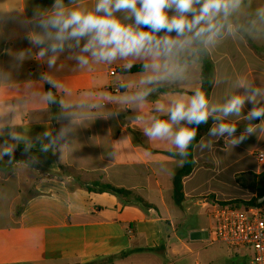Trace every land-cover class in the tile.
<instances>
[{
  "label": "crops",
  "instance_id": "0c3cea01",
  "mask_svg": "<svg viewBox=\"0 0 264 264\" xmlns=\"http://www.w3.org/2000/svg\"><path fill=\"white\" fill-rule=\"evenodd\" d=\"M97 2L63 0V7L66 12L87 13L94 11ZM54 3L0 0V148L6 144L14 148L11 161L1 159L6 168L0 169V264H87L114 255L118 257L106 264H180L193 256L195 264H243L239 259L247 258L246 251L209 242L208 212L214 203L236 200L227 198L226 190L233 180L238 182L239 174L247 170L264 173V165L254 155L255 150L264 152V121L246 119L254 105L246 102L238 116L213 113L204 123L194 147V167L182 180V201L177 204L173 180L184 159L176 154L171 137L150 140L144 129L157 119L169 120L173 100H187L201 90V62L185 60L196 43L178 50L167 61L170 68L180 70L179 78H159L160 73L144 67L141 72L121 73L152 63L134 57L106 62L84 53L89 63L81 66L76 59L81 53L74 46L41 57L40 48L29 41L40 29L35 22H22L34 21L36 12L51 14ZM262 6L264 0H244L226 21L223 35L215 44L204 46L214 63L209 108L223 105L233 95H252L246 88L261 90L255 96V107L264 108V21L255 16ZM114 15L135 27L129 11ZM155 35L160 39L165 33ZM53 55L55 64L49 67ZM112 68L117 69L116 74L110 73ZM149 76L157 79L143 83ZM117 85L119 92L114 91ZM149 88L152 91L141 100L137 94ZM48 92L53 93L55 103L44 99ZM158 106H162L159 111ZM127 113H134V118L129 120ZM219 123L235 124V137L244 134L246 138L234 146L233 137L210 135V129ZM190 125L181 121L173 124V130ZM249 126L254 133L245 132ZM209 141L211 147L202 148ZM246 156L252 157L251 166L244 161ZM73 168L81 174H75ZM53 172H60V177ZM160 174L172 181L168 187L161 183ZM67 182L78 185L70 190ZM94 182L132 190L153 207L89 190ZM167 189L179 207L205 198L206 223L188 228L182 237L177 223L182 218L170 210ZM158 204L165 206L167 216L161 215ZM159 223L167 225L168 233Z\"/></svg>",
  "mask_w": 264,
  "mask_h": 264
},
{
  "label": "clouds",
  "instance_id": "9594fccd",
  "mask_svg": "<svg viewBox=\"0 0 264 264\" xmlns=\"http://www.w3.org/2000/svg\"><path fill=\"white\" fill-rule=\"evenodd\" d=\"M244 0H98L93 12H81L78 10L65 11L63 0H55L51 14L34 13V21H23L29 24L35 22L40 29L29 37L30 43L40 48L41 57L51 52L53 54L63 52L65 47H76L81 55L76 56L81 66L89 63V54L95 61L111 62L116 58L126 59L134 57L141 60H151L152 63L144 64L143 67L151 69L154 73H160L159 78L172 76L179 78L181 72L178 68H170L167 61L183 50L185 46L199 43L211 46L223 35L228 27L226 21L242 7ZM139 4V7L137 5ZM127 10L134 17L135 27L120 22L114 13ZM174 14L169 16L168 12ZM255 16L264 21V6L255 10ZM146 27L149 31L140 30ZM165 33L157 39L156 33ZM175 33L176 38H170ZM189 34L191 36L189 37ZM187 39H180L185 38ZM84 41L81 46V41ZM23 58V53L20 54ZM56 56L53 55L49 61V67L54 66ZM161 61V62H158ZM52 84L60 87L48 77H42ZM157 77L149 76L143 83L152 84ZM123 86V85H122ZM244 87L243 84H241ZM152 89H146L138 93L143 100ZM252 95H233L223 105L209 108V100L204 91L197 89L187 99H175L171 102L169 120H155L152 125L144 129V135L150 140L156 138L171 137L178 149L179 157L186 159L189 155L188 149L197 135L196 128L180 127L173 130V124L185 121L187 124L199 126L207 123L213 113L220 112L224 117L240 115L246 102L254 106L248 112L246 119L264 121V108L255 107V96L260 94V89L246 88ZM44 99L48 103H55L51 92L45 94ZM162 106H158L157 111ZM218 119V117H216ZM140 119V117H137ZM264 130V129H262ZM236 125L232 123H219L210 129V135L233 137L231 144L238 145L246 136L241 134L235 137ZM251 126L245 129L248 134L254 133ZM61 135H63V130ZM45 137L51 139V134L44 133ZM17 138L18 137H14ZM55 143V141H53ZM209 141L203 147H211ZM28 149L26 148L25 151ZM47 150V149H45ZM14 148L5 145L0 149V158L8 156L13 158Z\"/></svg>",
  "mask_w": 264,
  "mask_h": 264
},
{
  "label": "built area",
  "instance_id": "2783aa9c",
  "mask_svg": "<svg viewBox=\"0 0 264 264\" xmlns=\"http://www.w3.org/2000/svg\"><path fill=\"white\" fill-rule=\"evenodd\" d=\"M110 73L116 74L117 69L112 68ZM121 90L117 85L115 92ZM254 155L260 166L264 165V152L255 150ZM211 222L212 237L209 242H221L232 250H251L252 264H264V205H246L241 208L239 204L214 203L208 212Z\"/></svg>",
  "mask_w": 264,
  "mask_h": 264
},
{
  "label": "trees",
  "instance_id": "16d2710c",
  "mask_svg": "<svg viewBox=\"0 0 264 264\" xmlns=\"http://www.w3.org/2000/svg\"><path fill=\"white\" fill-rule=\"evenodd\" d=\"M140 30L149 31V29L146 27H141ZM185 60H187V61L199 60L201 62V64H202V87H201V90L204 91L207 98H209L211 88L213 85V79H214V63L209 58L208 52L205 49L204 45L196 43L195 50L193 51V53L191 55L187 56V58H185ZM141 71H143V66H133L130 69L121 70V73H123V74L124 73H137V72H141ZM189 128H196L197 129V135H196L195 140L192 141V144L188 149L189 155L187 156L186 159H184L183 167L179 171H177L175 176H174V180H173L174 194H175V200H176L177 204H180V202L182 201V196H183L182 180L185 176L189 175L193 170V167H194V147L201 137V132H202V129L204 128V123L200 124L199 126L190 125ZM5 168H6V163L3 162L2 160H0V169L4 170ZM53 174L56 176H59V177L61 175L60 172H53ZM67 175H71V174H67ZM256 176H259L261 179L264 180V174L263 173L256 175ZM74 177H75V179H77L76 176H74ZM76 185H78V184H76V182H73V183L67 182V186L70 190L74 189L76 187ZM93 186L94 187H89V190L99 191V192H110V193L118 195L121 198L133 199L135 202L141 204L144 208L153 207L151 204L147 203L143 197L136 194L132 190L122 188V187H116V186H113L112 184L102 183V182H94ZM263 196H264V187H261L259 197L253 198L250 201H246L245 203L248 206H251V205L263 206L264 202H259L260 197H263ZM233 201H226V202H220V203L237 204V203H234ZM117 257H118V255H114V256H111L109 258L89 262L87 264H106L108 262L113 261Z\"/></svg>",
  "mask_w": 264,
  "mask_h": 264
},
{
  "label": "rangeland",
  "instance_id": "374dc122",
  "mask_svg": "<svg viewBox=\"0 0 264 264\" xmlns=\"http://www.w3.org/2000/svg\"><path fill=\"white\" fill-rule=\"evenodd\" d=\"M135 114L134 113H127L126 117L130 120H132L134 118ZM11 144V143H9ZM1 149V148H0ZM247 157V156H246ZM4 160V161H9V159L7 157H3L0 158V160ZM252 157L248 156L247 159H245L244 161L247 163V165L251 166L252 165ZM72 169V168H69ZM73 172L77 175H80L81 173L79 172V170H74L73 168ZM264 174V173H263ZM83 176V175H82ZM161 183L163 185H165L166 187L169 186L170 182H172L171 180H167L164 178L163 175H159ZM238 182L235 183L233 180L232 185L229 187L228 190H226V192L228 193L227 198H234L236 200H234V203H237L240 205L241 208H245L246 206V201H250L253 198L259 197V193H260V188L264 187V180L261 179L259 176H256L255 174H253L252 172H250V170L245 171L243 174H239L237 176ZM170 189H167L165 191V196H166V202L169 205L170 210L175 212H178V214L180 215V218H182L181 220H178L177 223L180 224L179 225V231H180V235H182V237L185 236V234L188 231V228L192 227V226H196V225H201V224H205L207 221V209L208 207L206 206L207 204V200H205V198H196L193 202H187L186 206L183 207H179V205L173 203V199L170 198V193L171 191H169ZM261 202L264 201L263 197H260ZM172 202V203H171ZM158 208L160 209V213L162 216H167V211L164 205L162 204H158ZM177 214V215H178ZM159 228H164V232L165 234L168 233L167 225H165L164 223L162 224H158ZM162 235H158V237H160ZM187 238H190V235L187 236ZM238 251L240 252H245L247 254V258L246 259H239V261H242L243 264H252V251L247 249H239ZM234 255L232 254V258L234 260ZM202 260V259H201ZM196 262V257H185V259L180 263V264H195Z\"/></svg>",
  "mask_w": 264,
  "mask_h": 264
},
{
  "label": "water",
  "instance_id": "95a60500",
  "mask_svg": "<svg viewBox=\"0 0 264 264\" xmlns=\"http://www.w3.org/2000/svg\"><path fill=\"white\" fill-rule=\"evenodd\" d=\"M52 93V92H51ZM53 94V93H52ZM259 202H261V201H259Z\"/></svg>",
  "mask_w": 264,
  "mask_h": 264
}]
</instances>
